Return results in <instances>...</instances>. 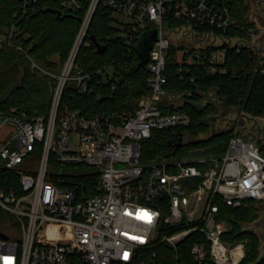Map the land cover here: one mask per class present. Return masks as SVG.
I'll return each instance as SVG.
<instances>
[{"label":"built area","instance_id":"2783aa9c","mask_svg":"<svg viewBox=\"0 0 264 264\" xmlns=\"http://www.w3.org/2000/svg\"><path fill=\"white\" fill-rule=\"evenodd\" d=\"M19 1L25 14L39 0ZM58 1L72 12L82 8L80 0ZM99 4L119 16L128 51L144 32L156 30L158 38L146 63L151 94L133 112L86 117L60 105L66 87L92 93L96 78L115 74L112 63L94 73L76 63ZM168 15L184 23L166 29ZM15 29L0 32V49L24 51L13 41ZM172 32L192 61L204 56L209 74H225L228 52L252 57L257 26L235 15L232 0H91L58 71L31 59L55 83L46 117L17 107L0 115V264H242L248 240L233 237L228 210L264 204V153L243 127L228 130L234 135L221 153L209 147L178 161L141 158L153 131L191 123L187 112L164 109L183 98L165 89ZM77 166L84 170H65Z\"/></svg>","mask_w":264,"mask_h":264},{"label":"trees","instance_id":"16d2710c","mask_svg":"<svg viewBox=\"0 0 264 264\" xmlns=\"http://www.w3.org/2000/svg\"><path fill=\"white\" fill-rule=\"evenodd\" d=\"M91 0H80L81 10L72 12L61 7L58 0H39L23 14L19 0H0V32L15 26L13 41L21 44L24 51L13 47L0 49V115L12 108H20L29 116L46 117L50 110L55 79L32 69L31 59L40 67L56 72L66 60L75 41L81 20ZM232 9L240 20L247 24L249 9L244 0H232ZM17 13L16 17L14 14ZM184 23L172 15L165 18V28L174 29ZM120 23L113 12L99 4L91 18L85 36L89 46H82L76 63L83 73H94L97 69L113 64L114 76L106 82L96 78L94 91L78 95L66 87L61 98V109L68 106L78 109L86 117L96 113L133 112L144 97L151 94L147 80L149 71L143 66L138 54L142 33L134 40L131 51L120 37ZM97 44L105 47L99 53ZM184 51L180 57V51ZM212 49L202 50L207 54ZM192 50L184 46H171L166 55L167 84L169 92L182 95L180 105H164L167 112L184 111L191 117L187 127L153 131L150 139L142 142V161L177 155L182 149L209 148L221 153L226 149L233 131L212 135L214 107L207 97L211 92L229 106L239 108L251 116L264 115V72L254 71L255 60L247 52L227 53V73H208L206 57L192 61ZM115 88L112 89V85ZM211 134L205 139L202 135ZM193 140L179 149L173 148L179 136ZM79 180V179H78ZM80 181H85L80 179ZM259 218V208L251 202L248 207L228 210V221L232 224L233 237L247 239V249L242 264H264L260 257L258 235L240 231L239 224L253 223Z\"/></svg>","mask_w":264,"mask_h":264},{"label":"flooded vegetation","instance_id":"af4514ba","mask_svg":"<svg viewBox=\"0 0 264 264\" xmlns=\"http://www.w3.org/2000/svg\"><path fill=\"white\" fill-rule=\"evenodd\" d=\"M246 6L249 9V15L255 25L257 26V33L254 37L253 47H252V58L255 60L254 71L259 70L262 66L261 71L264 72V0H244ZM214 107L213 119L217 120L214 125H217L212 133H217L221 131H228L232 129L236 124L242 122L243 129L249 131L256 141L257 144L264 146V115L261 116H251L255 118L254 121L238 117L240 109L229 106L224 102L219 101L215 96L212 101ZM240 119V120H238ZM256 222L258 225H256ZM253 226V230L257 232L259 238L264 237V207L260 209V216ZM261 240V238H260ZM264 245V241L261 240Z\"/></svg>","mask_w":264,"mask_h":264},{"label":"rangeland","instance_id":"374dc122","mask_svg":"<svg viewBox=\"0 0 264 264\" xmlns=\"http://www.w3.org/2000/svg\"><path fill=\"white\" fill-rule=\"evenodd\" d=\"M115 17H116V19H120L119 18V16L118 15H114ZM170 38H171V41H172V43H173V45H175V46H182V45H185V44H183L182 43V37L180 36V35H177V34H175V33H170ZM183 53H184V51H180V57H182V55H183ZM71 85H73V83H70L69 84V86H71ZM207 99L209 100V101H212L213 99H214V95H210V96H208L207 97ZM213 122H217V120H212ZM217 127V125H212V127H211V132L213 131V130H216L215 128ZM210 132V133H211ZM210 133L209 134H206V136H209L210 135ZM245 133H247V136L248 137H252V135H251V133L249 132V131H245ZM245 133H244V131L243 132H241L240 134L241 135H245ZM203 137V136H202ZM247 138V137H246ZM253 138V137H252ZM191 140H193L192 138H190V137H183V143H186V142H188V141H191ZM259 146H260V148L262 149V153H264V146H262V145H260V144H258ZM183 150L184 149H182L177 155H172V156H165V157H161L162 158V162H170V161H178V160H183V159H186V158H191V157H195V156H198V154H196L195 153V151H192V150H188V152L186 153H184V154H182V152H183ZM72 168H74V167H71V168H66L65 170L67 171V170H72V171H77V172H82L84 169L83 168H80V167H75L74 169H72ZM264 207V204H260V205H258V208H259V216H260V209H262ZM257 221V220H256ZM255 221V222H256ZM255 222H253V223H245V224H243V231H247V232H250V233H254V234H256V235H258L257 234V232H255L254 230H253V226L255 225ZM259 236V235H258ZM246 253V252H245ZM259 253H260V257H262L263 255H264V245L262 244V242H260L259 243Z\"/></svg>","mask_w":264,"mask_h":264},{"label":"water","instance_id":"95a60500","mask_svg":"<svg viewBox=\"0 0 264 264\" xmlns=\"http://www.w3.org/2000/svg\"><path fill=\"white\" fill-rule=\"evenodd\" d=\"M158 38V33L157 31H150V32H145L141 38V41L139 43L138 46V54L140 57V62L143 66L146 65L148 59H149V51L153 45V43H155L157 41ZM97 48L99 53L104 52L105 47H101L99 44H97ZM245 118L251 121H254L255 118L250 117L248 115H245ZM239 125H243L242 122H239ZM224 133V132H222ZM173 148L175 149H179L182 145H183V137L182 135L179 136L178 140L176 142H174L173 144ZM174 154V152H172V155ZM256 225H258V223L256 222ZM261 240L264 241V237L261 236L260 237Z\"/></svg>","mask_w":264,"mask_h":264},{"label":"crops","instance_id":"0c3cea01","mask_svg":"<svg viewBox=\"0 0 264 264\" xmlns=\"http://www.w3.org/2000/svg\"><path fill=\"white\" fill-rule=\"evenodd\" d=\"M171 104L174 105H180L181 104V100L180 99H169Z\"/></svg>","mask_w":264,"mask_h":264}]
</instances>
